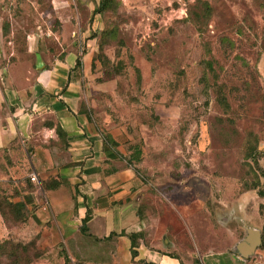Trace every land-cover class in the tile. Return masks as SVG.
<instances>
[{
	"label": "rangeland",
	"instance_id": "374dc122",
	"mask_svg": "<svg viewBox=\"0 0 264 264\" xmlns=\"http://www.w3.org/2000/svg\"><path fill=\"white\" fill-rule=\"evenodd\" d=\"M21 1H8L14 13ZM80 14L40 13L26 28L85 30L70 36L79 49L91 38L100 85L86 88L90 110L126 156L139 150L131 199L140 237L195 263L235 253L255 230L259 243L239 264H264V0H104L94 17ZM42 34L35 41L52 49ZM18 231L9 230L0 264H91Z\"/></svg>",
	"mask_w": 264,
	"mask_h": 264
},
{
	"label": "crops",
	"instance_id": "0c3cea01",
	"mask_svg": "<svg viewBox=\"0 0 264 264\" xmlns=\"http://www.w3.org/2000/svg\"><path fill=\"white\" fill-rule=\"evenodd\" d=\"M8 1L0 0V184L27 211L13 229L24 238L37 234L41 246L70 248L91 264H239L236 249L203 253L191 263L142 237L131 255L127 233L140 229L131 199L139 180L115 129L90 110L86 88L100 85L91 38L79 49L70 38L79 30L26 28L29 18L38 24L40 13L94 17L98 0H28L30 15L26 0L17 13ZM42 33L55 39L52 49L35 41ZM4 41L16 46L5 48ZM1 224L6 233L0 216Z\"/></svg>",
	"mask_w": 264,
	"mask_h": 264
},
{
	"label": "trees",
	"instance_id": "16d2710c",
	"mask_svg": "<svg viewBox=\"0 0 264 264\" xmlns=\"http://www.w3.org/2000/svg\"><path fill=\"white\" fill-rule=\"evenodd\" d=\"M103 4H104V0H98L97 9H101L103 7ZM95 11L97 10L95 9ZM219 100L223 102L224 97L219 96ZM132 151H133L132 155L125 156V159H126V162L130 164L133 169H135L131 163V160L137 159V154L139 150L136 148V149H133ZM263 177H264V174H263ZM257 191L259 194L262 193L261 189H258ZM8 194L9 193H7L6 188L2 186V188H0V216H1L2 222L4 223L6 227L7 234L5 237L0 239V247H2L8 241L9 230L11 228L13 229V227L20 225L25 220V217L27 215V211H26V208L23 202L22 201H12L9 198ZM127 235L130 240V247H129L130 253L131 255H134L136 252L134 247L136 246L137 238L140 237V233L131 231V232H128ZM36 237H37V234H34V235L29 236L27 239H23V241L25 240L29 241L32 239L34 243V241L37 239ZM13 245H16V244H13ZM259 246L264 247V232L261 233V240H260ZM142 264H148V263L143 262Z\"/></svg>",
	"mask_w": 264,
	"mask_h": 264
},
{
	"label": "water",
	"instance_id": "95a60500",
	"mask_svg": "<svg viewBox=\"0 0 264 264\" xmlns=\"http://www.w3.org/2000/svg\"><path fill=\"white\" fill-rule=\"evenodd\" d=\"M258 243V233L255 230H248L247 235L236 243L235 249L238 252L239 257H246Z\"/></svg>",
	"mask_w": 264,
	"mask_h": 264
},
{
	"label": "built area",
	"instance_id": "2783aa9c",
	"mask_svg": "<svg viewBox=\"0 0 264 264\" xmlns=\"http://www.w3.org/2000/svg\"><path fill=\"white\" fill-rule=\"evenodd\" d=\"M28 178L30 181L36 182L37 181V177L34 171H31L30 174L28 175Z\"/></svg>",
	"mask_w": 264,
	"mask_h": 264
}]
</instances>
